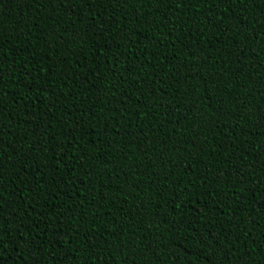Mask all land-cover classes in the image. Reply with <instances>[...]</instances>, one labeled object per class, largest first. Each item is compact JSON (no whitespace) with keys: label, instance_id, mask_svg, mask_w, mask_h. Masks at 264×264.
<instances>
[{"label":"trees","instance_id":"obj_1","mask_svg":"<svg viewBox=\"0 0 264 264\" xmlns=\"http://www.w3.org/2000/svg\"><path fill=\"white\" fill-rule=\"evenodd\" d=\"M0 264H264V0H0Z\"/></svg>","mask_w":264,"mask_h":264}]
</instances>
